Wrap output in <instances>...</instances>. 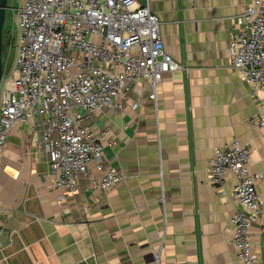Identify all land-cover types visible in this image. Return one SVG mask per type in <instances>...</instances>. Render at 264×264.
<instances>
[{
	"label": "crops",
	"instance_id": "1",
	"mask_svg": "<svg viewBox=\"0 0 264 264\" xmlns=\"http://www.w3.org/2000/svg\"><path fill=\"white\" fill-rule=\"evenodd\" d=\"M139 1L183 68L162 76L156 99L149 81L133 80L123 108L87 119L105 166L125 179L104 190L85 174L75 192L54 189L48 155L36 147L40 132L15 122L0 155L1 264H239L235 179L221 194L209 168L216 148L249 146L264 202V128L250 120L264 114V89L254 93L241 79L229 50L252 0ZM251 233L264 260V209Z\"/></svg>",
	"mask_w": 264,
	"mask_h": 264
},
{
	"label": "built area",
	"instance_id": "2",
	"mask_svg": "<svg viewBox=\"0 0 264 264\" xmlns=\"http://www.w3.org/2000/svg\"><path fill=\"white\" fill-rule=\"evenodd\" d=\"M14 22L16 54L0 88V155L15 122H32L54 189L75 192L85 174L94 188H114L125 175L105 166L104 144L87 119L123 108L133 80L149 81L156 99L162 76L183 68L165 51L159 18L139 0H20ZM229 50L241 79L254 93L264 89V0H252L236 19ZM250 120L264 128V114ZM250 155L239 140L216 148L209 179L226 194L227 179L234 177L238 208L230 223L238 263L264 264L251 233L264 209L257 188L263 174L251 170Z\"/></svg>",
	"mask_w": 264,
	"mask_h": 264
},
{
	"label": "rangeland",
	"instance_id": "3",
	"mask_svg": "<svg viewBox=\"0 0 264 264\" xmlns=\"http://www.w3.org/2000/svg\"><path fill=\"white\" fill-rule=\"evenodd\" d=\"M9 9L7 10V17H6V23L4 27V52H3V59H4V74H3V80L4 78L9 74L10 68L12 66L13 59L16 54V25L14 22V13L15 9L20 5V0H9ZM14 35L15 39L13 41V45L11 44V37ZM3 83V82H2ZM2 86V84H1ZM0 86V88H1Z\"/></svg>",
	"mask_w": 264,
	"mask_h": 264
},
{
	"label": "water",
	"instance_id": "4",
	"mask_svg": "<svg viewBox=\"0 0 264 264\" xmlns=\"http://www.w3.org/2000/svg\"><path fill=\"white\" fill-rule=\"evenodd\" d=\"M9 0H0V86L3 80L4 74V27L6 23L7 10L9 9Z\"/></svg>",
	"mask_w": 264,
	"mask_h": 264
},
{
	"label": "trees",
	"instance_id": "5",
	"mask_svg": "<svg viewBox=\"0 0 264 264\" xmlns=\"http://www.w3.org/2000/svg\"><path fill=\"white\" fill-rule=\"evenodd\" d=\"M4 57V56H3Z\"/></svg>",
	"mask_w": 264,
	"mask_h": 264
}]
</instances>
